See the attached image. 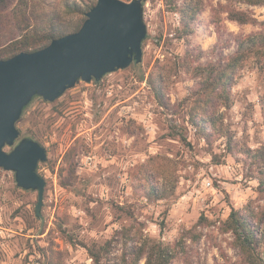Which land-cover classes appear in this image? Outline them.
I'll list each match as a JSON object with an SVG mask.
<instances>
[{"label":"rangeland","instance_id":"374dc122","mask_svg":"<svg viewBox=\"0 0 264 264\" xmlns=\"http://www.w3.org/2000/svg\"><path fill=\"white\" fill-rule=\"evenodd\" d=\"M63 1H13L0 16V45L17 38L18 26L25 25L14 24V14H25L30 31H43L53 18H65ZM185 1L146 0L141 67L80 82L54 103L37 98L18 122L21 137L33 136L47 150V161L38 167L46 180L44 204L37 217L38 193L19 188L14 173L0 168V264H49L51 250L63 253L61 264H94L85 247L104 244L123 227L142 228L175 245L202 218L204 228L195 231L202 237L186 243L189 260L180 253L173 264H245L233 235L220 226L232 209L244 215L264 210L255 165L264 155V71L251 62L232 88L224 123L238 146L233 153L226 152L225 138L210 146L189 125L185 99L195 81L185 73L170 77L169 108L161 106L141 77L157 64L175 70L184 57L188 42L179 38L183 27L173 3L180 7ZM203 1L187 41L204 52L205 63L217 43L213 9L225 1ZM238 7L264 23V6ZM222 19L227 33L258 30L227 20L226 14ZM149 187L166 196L159 199ZM249 223L264 262V222Z\"/></svg>","mask_w":264,"mask_h":264},{"label":"trees","instance_id":"16d2710c","mask_svg":"<svg viewBox=\"0 0 264 264\" xmlns=\"http://www.w3.org/2000/svg\"><path fill=\"white\" fill-rule=\"evenodd\" d=\"M13 1L15 0H0V16L11 8ZM96 1L64 0L65 18H53L43 31H30L32 25L24 22L25 14L21 17L14 14V24L25 23V25L18 26L21 33L17 38L0 45V60L9 59L21 52L28 53L43 49L52 40L78 31L86 19V13L96 4ZM223 1L225 4H220L219 8L213 9L212 21L217 29V43L209 52L210 60L205 63L200 61L204 52L191 49L190 42L187 41L188 37L194 33L193 25L203 12L204 1L189 0L180 7H177L174 2L183 27V36L179 38H185L188 42L185 55L176 63L175 70L172 66L159 67L157 64L147 77L146 73L142 74L141 81L149 85L160 105L168 109L169 104L165 101V88L170 77L180 73L188 75L195 81V87L185 99V102L189 103L187 114L189 125L210 146L216 140L225 138L227 140L226 152L233 153L238 146L224 123V111L231 109L233 105L232 88L251 62L256 64V68L264 71V23L259 22L251 11H244L238 6L242 4L251 7L264 6V0ZM223 14H226V19L229 21L239 25L252 24L258 30L250 34L227 33L223 30L221 23ZM195 50L199 52L196 54ZM132 65L141 67L142 64ZM37 98L41 97H35L34 100ZM32 103L25 108L22 117L30 109ZM27 138L34 139L33 136H27ZM246 152L250 154L253 151L248 149ZM210 154L216 158V155ZM255 165L259 181L258 193L264 200V155ZM149 190L159 199L166 196L165 193L158 192L153 187H149ZM251 219L264 222V210L256 214L250 211L249 214L244 215L241 211L232 209L228 219L221 223L220 231L233 235L234 246L240 251L245 264H264L259 251L260 241L257 231L249 223ZM203 220V218L200 219L193 229L185 231L175 245L165 244L162 240L145 235L142 228L132 226L123 227L117 232V237H112L102 245L94 244L86 246L85 249L94 264H141L142 262L144 264H173L180 258V253L184 254L183 260L188 261L190 257L187 255L186 243L189 240L196 242L202 237L201 232L195 233V231L199 226L204 228L205 225L201 224ZM119 246H121L120 254L115 255L113 250H119ZM62 260V252L51 250L49 264H61Z\"/></svg>","mask_w":264,"mask_h":264},{"label":"water","instance_id":"95a60500","mask_svg":"<svg viewBox=\"0 0 264 264\" xmlns=\"http://www.w3.org/2000/svg\"><path fill=\"white\" fill-rule=\"evenodd\" d=\"M145 2L97 0L78 31L0 60V168L14 173L19 188L38 193L37 217L42 218L46 188L38 167L48 157L40 142L21 137L17 124L25 108L35 97L54 103L80 82H99L142 63Z\"/></svg>","mask_w":264,"mask_h":264}]
</instances>
